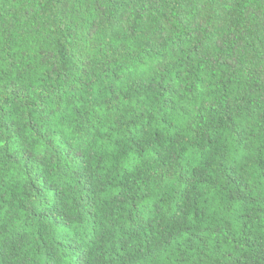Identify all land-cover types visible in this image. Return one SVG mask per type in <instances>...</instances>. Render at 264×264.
<instances>
[{
  "label": "trees",
  "instance_id": "obj_1",
  "mask_svg": "<svg viewBox=\"0 0 264 264\" xmlns=\"http://www.w3.org/2000/svg\"><path fill=\"white\" fill-rule=\"evenodd\" d=\"M0 264H264V0H0Z\"/></svg>",
  "mask_w": 264,
  "mask_h": 264
}]
</instances>
